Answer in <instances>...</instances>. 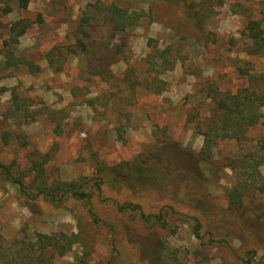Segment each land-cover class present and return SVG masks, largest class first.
Here are the masks:
<instances>
[{
	"label": "rangeland",
	"instance_id": "1",
	"mask_svg": "<svg viewBox=\"0 0 264 264\" xmlns=\"http://www.w3.org/2000/svg\"><path fill=\"white\" fill-rule=\"evenodd\" d=\"M196 1L203 11L207 0ZM91 2L95 0H32L23 10L12 1L11 12H5L6 4L0 7V161L13 165L14 174L26 173V185L33 192H20L0 171V236L9 246L38 231L79 235L67 255L54 259L47 255L45 263L30 264H74L85 253L89 264L111 260V264H159L158 259L164 264H246L244 259L253 250L258 253L251 264H264V217H260L264 191H248L246 206L236 209L227 193L238 182L232 170L224 168L212 185L197 181L205 139L197 125L210 121L214 107L207 82L236 91L254 81L264 93V52L247 55L242 36L249 20H262L264 25V0H225V5L216 7L204 20L207 33L216 39L209 47L176 0H122L147 12L141 24L110 41V31L101 22L93 29L98 42L94 50L88 56L67 55L64 70L55 71L49 66L48 51L74 41L82 11ZM20 18L33 24L12 50L17 58L37 62L36 72L24 64H7L9 47L4 40L10 25ZM122 39L123 55L109 52L110 60L100 62L106 59V46ZM150 39L160 49L173 46L178 58L186 56L157 77L162 80L160 93L155 92L154 75L145 71ZM88 58L94 63L86 72ZM100 64L107 70H100ZM130 67L137 74H124ZM108 70L112 74H106ZM102 71L106 79L95 73ZM243 74L256 79L249 81ZM129 78L142 83L134 89ZM13 93L24 113L7 119L4 114L13 105ZM87 98H94V103ZM5 132L11 133L9 143L3 139ZM247 137L242 143L219 139L213 163L223 165L227 157L256 149L264 138V117ZM151 160L156 169L141 173L133 187L124 183L126 170L119 164ZM36 162L44 163L43 180L48 183L83 182L92 195L90 203L70 198L57 204L36 196L40 180L30 185L38 174ZM103 166L116 168L101 170ZM261 171L264 175V166ZM102 178L106 183L99 191L95 183ZM125 203L138 204L148 215L163 213L166 224L155 216L145 222L139 210L120 211ZM90 208L100 223L93 221ZM196 220L201 223L199 236L194 233Z\"/></svg>",
	"mask_w": 264,
	"mask_h": 264
},
{
	"label": "trees",
	"instance_id": "2",
	"mask_svg": "<svg viewBox=\"0 0 264 264\" xmlns=\"http://www.w3.org/2000/svg\"><path fill=\"white\" fill-rule=\"evenodd\" d=\"M12 1H16L18 7L23 10L28 9L30 3L32 2V0H0V7L2 4H6L4 8L5 12H11L12 7L10 2ZM131 1L149 2L152 0ZM128 2H130V0H128ZM176 2L180 3L184 8L187 17L196 23L198 31L205 37L206 47L215 43L216 39L212 40L210 35L207 33L204 20L212 15L216 7L225 5V0H207V5L203 11H200L199 8H197L196 0H176ZM145 16H147L146 11L136 8L133 9L130 5H127L126 2H122V0H111L109 2L105 0H95V2L89 3L87 8L82 11L78 26L73 33L74 41L68 46L66 45L67 47H60L56 45L48 51L46 57L49 66L54 68L55 71L61 72L64 70V66L67 62V55L83 54L84 56H88L98 43H95L93 38V29L100 25L101 22L103 23L102 25H105L110 31L108 40L111 41L115 40L120 35L123 36L130 29L139 26ZM40 17H42V15H40ZM32 24L33 22H31L28 18H20L10 25V28L8 29V37L4 40V45L9 47V52L6 56L8 58L7 64L9 67H18L19 65L24 64L29 67L32 72L40 70L37 62L30 61L25 56L17 58L15 57L14 50H12L13 45L19 43V39L28 32V30L32 27ZM242 36L245 42L244 49L247 55H260L264 52V25L262 20H249L242 32ZM153 42V39H150L148 42V45L152 48L145 57V71L146 74L154 75L153 78L158 83L157 88H155V92L160 93L163 90V86H161L162 80L157 77L164 74L166 71L173 69L177 65L178 59L184 60L186 59V56L178 58L177 54L174 53L173 46L160 49ZM106 47L107 48L104 49L106 59L100 61L104 62L103 64L107 63L108 59L110 60V57L108 56L109 52H111L109 54H112V56L124 53L126 42L122 39L120 42H115L112 47L108 45ZM63 48H65V50ZM88 59L89 63L86 66V72L91 70L94 63L93 59ZM96 68L97 66L95 69ZM98 68L100 70H107V68L101 64ZM241 71L243 72L242 69ZM125 72L126 73L124 74H137V70L131 67ZM95 73L101 74V76L106 79L104 71ZM106 74H112V71L108 70ZM243 75H245V77L248 76L249 81L250 77L256 79L255 76L250 74ZM129 80L131 81L130 85L134 89L137 85L142 83L137 79L131 80L129 78ZM207 86L208 96L213 101L214 107L211 110L210 121L206 123L205 126H203L204 124L197 125L198 131H200L205 137L204 146L198 155V171L200 174L197 176V181L203 184L205 183L206 186L215 184L218 180L217 174L220 173V171L223 172L224 168H229L233 173H235L238 179V182H236L237 184L228 189L227 193L229 203L231 207L241 209L246 206L245 197L248 191L256 189L264 191V175H262L261 171V168L264 166V138L260 139L256 149L246 151L239 157H227V160L223 165L213 163L212 157L214 155L215 144L219 139L233 140L237 143L245 142L248 139V130L262 122L264 117L262 111L264 107V93L258 86H255L254 81H251V84L248 86H241L237 88L236 91H232L230 89L222 90L221 87L213 81H208ZM87 99L88 100H86V102L91 104L95 101L94 98ZM22 109L23 106L20 103L18 94L13 93V105H11V107H9L5 112V118L9 119L14 118L15 116L19 117L24 113V111L22 113ZM10 138L11 133L5 132L3 137L4 141L9 143ZM124 141L126 140L124 139ZM153 164L154 162L151 160L149 162H125L119 164L118 166H121L124 170H126V174L124 176H126L128 180H125L124 183L133 187L141 179V173L156 169ZM36 166L38 174L30 183L31 186H34L36 185V181L40 180L36 185V196L42 195L49 201L57 204H63L70 198L90 203L92 195L84 188L85 184L83 182L77 180H55L48 183L46 180H43L45 169L44 163L36 162ZM12 168L13 165L0 161V171L6 180L16 184L19 187L20 192L28 194L33 193L31 190L29 191L25 182L27 174H14V170ZM112 168L116 167L103 166L101 167V170H108ZM211 177H214V179ZM105 183V180L102 178L98 179L95 185L98 190L101 191L102 185ZM119 210H139L140 217L145 222H150V217L155 216L159 222H162L163 226L166 224L163 213L158 215H148L141 210V207L138 204L125 203L119 206ZM89 212L95 223L101 222V219L96 215L92 208L89 209ZM260 217H264V211ZM196 222L197 223L194 225V233L199 236L201 223L199 220H196ZM78 239L79 235L76 233L68 234L59 232L49 234L38 231L31 239L25 236L19 240H15L13 244L10 243L8 246L4 242V239L0 236V261L3 264H30L33 262L45 263L47 255L48 258L54 259L57 256L63 257L70 253L78 242ZM251 253V256L244 259L246 264H251L253 262V257H255L258 252L253 250ZM111 261L108 264H111ZM158 262L159 264H164L165 260L158 259ZM74 264H89V253H85L83 256L77 257Z\"/></svg>",
	"mask_w": 264,
	"mask_h": 264
}]
</instances>
